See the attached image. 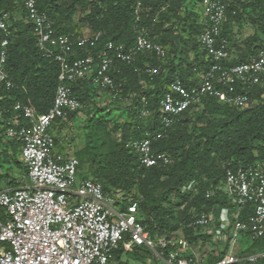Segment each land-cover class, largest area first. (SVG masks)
<instances>
[{"label": "built area", "instance_id": "built-area-1", "mask_svg": "<svg viewBox=\"0 0 264 264\" xmlns=\"http://www.w3.org/2000/svg\"><path fill=\"white\" fill-rule=\"evenodd\" d=\"M38 1L24 0L25 20L31 26L37 51L58 65V84L46 113L36 114L29 105L16 102L13 112L27 120L28 125L9 127L3 133L4 140L19 144L18 159L26 169L21 180H26L27 185L20 186L21 180H16L14 187L0 190V264H119L114 258L118 250L129 252L138 248L151 251L163 264H208L195 255H184L187 242L180 233L151 237L139 222L137 200H122L119 193L105 191L91 179L81 180L74 189L79 161L58 151L55 142V127L71 113L90 107L88 102L83 104L79 100L73 85L86 82L96 94L105 93L109 101L125 106L131 104L132 98L120 95L113 77L119 73L120 65L132 66L133 72L146 75L150 82L160 75L157 68L147 63L137 65L142 55L151 54L158 59L166 55V49L140 25L142 0H133L136 33L129 47L101 41L104 33L88 28L57 32L48 15L39 10ZM199 5L203 29L198 42L209 66L196 77L195 85L187 87L185 81L175 78L165 86L158 100L161 131L152 136L142 133L140 139L125 143L144 168L169 165V155L155 152L153 142L166 136L180 114L201 107L204 99H215L236 109L259 104L243 89H264V50H258L244 63L227 65L228 42L221 36L226 7L221 0H199ZM167 7L168 4L162 10ZM8 21V13L0 12V93L13 87L7 71L11 34ZM156 21L154 18L152 23ZM87 50L88 54L77 56L79 51ZM237 88L242 91L237 92ZM152 112L147 100L141 99L137 117L143 120ZM262 113L264 117V103ZM222 167V191L234 210L222 207L200 212L190 226L203 239L225 241L226 246H231L232 251L213 264H256L264 252L238 257L233 250L244 234L250 240L264 238L263 166L227 161ZM181 191L191 196L201 193L194 181L185 184ZM212 196L211 190L204 191L206 199ZM248 205L251 213L239 219Z\"/></svg>", "mask_w": 264, "mask_h": 264}, {"label": "trees", "instance_id": "trees-1", "mask_svg": "<svg viewBox=\"0 0 264 264\" xmlns=\"http://www.w3.org/2000/svg\"><path fill=\"white\" fill-rule=\"evenodd\" d=\"M221 1L226 7V21L221 36L228 42L230 59L227 65L244 63L258 50H264V0ZM38 2L39 10L48 15L59 33L88 28L103 32L101 41L109 40L125 47L134 43L136 29L133 0H72L69 7L63 9L68 16L74 13L75 8L88 10L81 18L84 25L78 29L68 27L59 20L63 17L59 0ZM23 3L24 0H0V12L9 15L11 34L7 71L13 83L10 90L0 93V188L4 184L5 189L14 187L16 178L10 177L7 172L3 173V164L12 163L23 174L26 173L18 159L19 144L4 140L3 135L6 128L28 125L27 120L13 112V105L19 102L29 105L36 114L46 113L58 84L59 67L37 51L31 26L25 20ZM197 3L199 0H142L140 25L166 49V55L164 59L151 54L139 57L138 66L147 63L160 71V75L152 82L146 75L133 72L132 66L128 65H120L119 73L113 75L120 95L124 98L131 97L132 102L123 106L110 101L109 105L115 109L118 107L120 112L117 117L126 116L128 121L119 125L113 117L107 120L101 118L99 112L104 108L97 107L98 95L86 82L75 84L72 88L79 100L83 104L88 102L91 109L83 107L78 112L71 113L67 119H73L81 111L88 112L84 151L81 156H75L79 161V170L83 161L91 162L93 169L87 171L84 178L100 183L105 191L119 193L122 200L126 197L137 200L139 222L151 237L180 233L188 243L207 241L206 238L195 235L190 226L196 214L216 211L222 207L234 210L222 191L224 162L261 164L264 169V99H260L264 96V89H243L248 92L251 100H259L258 105L250 104L244 109H236L222 105L215 99H204L198 109H189L180 114L166 136L152 144L155 152L169 155L171 161L168 166L144 168L134 152L125 147L128 140L140 139L142 133L152 136L161 131L158 100L168 83L179 78L185 81L187 87L195 85L196 77L209 66L205 51L198 42L203 24L198 10L194 9ZM166 4L168 7L162 10ZM154 18H157L156 23H152ZM245 24L252 27L253 34L242 40L240 47L235 40L234 28L240 30ZM99 47L100 45L92 51L97 52ZM88 53V50L79 51L77 56L82 57ZM236 91L242 90L237 88ZM141 99L147 100L153 111L151 116L143 120L136 115ZM102 122L112 125L120 133L119 141L111 148H105L104 136L101 137L98 132ZM192 126H196L195 131L189 129ZM58 140L56 137V144ZM59 141L62 142L63 139ZM191 181L196 182L200 188L199 195L191 196L181 191ZM205 190H211L213 196L206 199ZM173 192L179 199L174 208L167 203L166 197ZM118 205L124 209L123 204ZM251 211L250 205L246 206L239 219H245ZM241 239V246L244 243L245 247L238 250V257L264 252V238L250 240L249 235L244 234ZM122 253L120 249L114 254L117 262ZM223 254L207 263L213 264ZM256 264H264V257L259 258Z\"/></svg>", "mask_w": 264, "mask_h": 264}, {"label": "rangeland", "instance_id": "rangeland-1", "mask_svg": "<svg viewBox=\"0 0 264 264\" xmlns=\"http://www.w3.org/2000/svg\"><path fill=\"white\" fill-rule=\"evenodd\" d=\"M72 0H59L60 9L63 12V17H60L62 19H59L61 22H65V25L68 27H72L75 29H78L79 26L84 25L83 22H81V18L87 13V9L85 8H75L74 13L68 16L67 12L63 9L69 7ZM194 9L199 10L200 5L199 3L196 4ZM66 17V19L64 18ZM66 20V21H65ZM235 32V40L239 44L240 47H242V40H244L246 37L253 34V29L251 26L245 24L244 27L240 30L238 28H234ZM233 52V51H232ZM97 107L98 108H104L103 111L99 112V116L105 120L110 119L113 117L114 121L118 122L119 125H121L124 121H128V118L126 116L118 118V113L120 112L119 108L109 105V100L107 99L105 93H97ZM91 109V107H89ZM119 110V111H118ZM88 112H80L77 114L76 117H74L71 120H66L62 122L58 127H55V132L53 134L57 139L61 140L62 142L58 140V146L63 147L66 150V153H68L70 156H81L82 152L84 151L85 147V137L88 132V129L86 128V117ZM115 117V118H114ZM117 117V118H116ZM196 128V126H192L189 129H192L193 131ZM195 131V130H194ZM98 132L100 133L101 137L105 140V148H111L114 143H117L120 138V133L117 130H114L112 128V125H107L102 122L100 127L98 128ZM93 167L91 166V162L88 160H85L82 162V167L80 168V171H78L76 176V181L74 184V189L77 188L78 184L81 180L85 179V175H87V171L92 170ZM2 171L3 173H8L10 177L16 178V180H21V176L23 175V172L21 169L17 168L12 163H5L2 165ZM20 186L27 185L26 180H21L19 183ZM6 186L4 184H1L0 189H5ZM137 192V191H134ZM155 193H158L155 190ZM167 197V203H169L172 208L175 207L177 203H179V199L176 197V194L170 193L166 195ZM165 203V202H164ZM165 207V204H164ZM173 235H178L174 233ZM185 239V238H184ZM243 242V240L240 238L239 242ZM187 242V241H186ZM238 242V244H239ZM241 245V243H240ZM245 247V244L243 243L241 246V249ZM236 249V250H235ZM239 248L234 247L233 253H237ZM232 248L231 246L227 245L225 241H213L208 240L207 241H196L194 243H188L184 250V255L189 256L191 252L196 253L197 258L201 260H205L207 262H211L214 259H217L220 255L226 252H231ZM224 255V254H223ZM206 262V263H207ZM119 264H163L162 261H159L156 259L155 255L147 250V249H133L129 252H123L120 256V260L118 261Z\"/></svg>", "mask_w": 264, "mask_h": 264}, {"label": "crops", "instance_id": "crops-1", "mask_svg": "<svg viewBox=\"0 0 264 264\" xmlns=\"http://www.w3.org/2000/svg\"><path fill=\"white\" fill-rule=\"evenodd\" d=\"M55 131H56V130H55ZM58 145H59V144H58ZM57 149H58V151L66 152V150H65L63 147L58 146ZM236 248L241 249L240 242H239V244L236 245ZM239 249H238V250H239ZM235 250H236V249H235ZM192 255L197 256L196 253L191 252V253H190V256H187V257H192ZM206 262H207V261H206Z\"/></svg>", "mask_w": 264, "mask_h": 264}]
</instances>
